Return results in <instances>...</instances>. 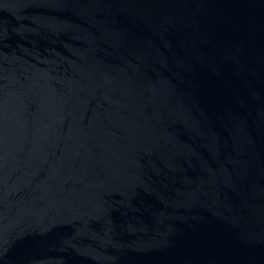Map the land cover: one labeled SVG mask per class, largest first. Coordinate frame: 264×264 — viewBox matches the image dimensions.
Segmentation results:
<instances>
[{
    "label": "water",
    "instance_id": "obj_1",
    "mask_svg": "<svg viewBox=\"0 0 264 264\" xmlns=\"http://www.w3.org/2000/svg\"><path fill=\"white\" fill-rule=\"evenodd\" d=\"M0 264H264V0H0Z\"/></svg>",
    "mask_w": 264,
    "mask_h": 264
}]
</instances>
